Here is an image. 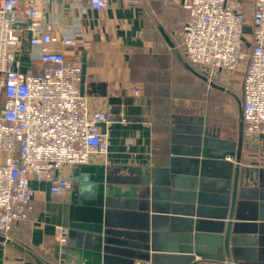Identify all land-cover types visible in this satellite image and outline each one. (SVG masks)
I'll use <instances>...</instances> for the list:
<instances>
[{
	"label": "crops",
	"instance_id": "crops-1",
	"mask_svg": "<svg viewBox=\"0 0 264 264\" xmlns=\"http://www.w3.org/2000/svg\"><path fill=\"white\" fill-rule=\"evenodd\" d=\"M179 3L116 0L83 21L91 40L69 50L67 60L78 57L85 66L90 110L109 115L111 124L101 127L109 137L108 155L87 166L64 167L62 175L72 184L64 195L51 194L47 184H31L32 210L26 221L13 225L9 240L42 263L79 264L62 261L54 249L62 230L68 236L72 219L89 225L102 221L104 232L121 233L108 237L147 246L148 251H136L150 259L172 253L179 234L168 222H151L157 207L192 191L210 200L224 194L226 179L203 167L221 162L235 167L244 71L241 67L231 85L223 86L207 81L183 60L174 49L187 17ZM244 8L251 13L250 2ZM245 30L250 33L249 27ZM21 61L22 72L39 71L36 64L26 65V57ZM88 83L104 84L105 95H88ZM195 138L198 152L191 156ZM204 150L213 156L202 157ZM239 168L264 173V135L244 138ZM257 186L264 188V177ZM68 257L75 259L74 254ZM150 259L145 262L152 264ZM0 264L36 263L19 248L0 243Z\"/></svg>",
	"mask_w": 264,
	"mask_h": 264
},
{
	"label": "built area",
	"instance_id": "built-area-1",
	"mask_svg": "<svg viewBox=\"0 0 264 264\" xmlns=\"http://www.w3.org/2000/svg\"><path fill=\"white\" fill-rule=\"evenodd\" d=\"M112 1L0 0V236L5 239L14 224L29 217L32 183L64 195L72 188L64 167L87 166L108 155L109 137L101 127L111 124L109 115L90 110L80 92L81 61H68L67 53L90 42L83 21ZM245 1L252 4L251 13ZM179 2L187 17L174 49L207 81L223 86L231 85L245 65L240 79L244 138L263 136L264 0ZM23 57L39 71L22 72ZM133 93L138 96L139 90ZM66 245L62 230L54 249L61 256ZM204 263L193 256L190 264Z\"/></svg>",
	"mask_w": 264,
	"mask_h": 264
},
{
	"label": "water",
	"instance_id": "water-1",
	"mask_svg": "<svg viewBox=\"0 0 264 264\" xmlns=\"http://www.w3.org/2000/svg\"><path fill=\"white\" fill-rule=\"evenodd\" d=\"M84 80L85 66L82 65V95ZM239 121L235 167L223 162L215 166L205 163L203 167L205 173L226 179L222 183L224 194L210 200L207 198L210 196L202 193L187 192L182 198L160 204L157 213L150 217L154 225L170 223V230L179 234V241H174L172 253L151 256L150 259L147 253L136 251H148L147 246L108 237L121 233L104 232L100 225L102 221L89 225L72 219L67 236L68 250L61 255V260L71 259L73 263L79 264H135L137 260L145 262L150 259L152 264H190L193 256H199L205 261L204 264H264V188L257 186V181H263L264 173L255 170L244 172L239 168L244 141L241 109ZM198 143L196 138L191 142L193 146ZM197 152L198 148L194 146L188 154L197 156ZM201 154L202 157L212 155L208 150ZM159 172L167 173L166 170ZM195 188L198 186L192 184V189ZM167 197L164 200H168ZM0 243L19 248L32 257L36 264H44L9 239L0 236ZM73 254L74 260L68 257Z\"/></svg>",
	"mask_w": 264,
	"mask_h": 264
},
{
	"label": "trees",
	"instance_id": "trees-1",
	"mask_svg": "<svg viewBox=\"0 0 264 264\" xmlns=\"http://www.w3.org/2000/svg\"><path fill=\"white\" fill-rule=\"evenodd\" d=\"M252 6V4H251ZM88 95H105V85L97 83H88L87 85ZM50 262V261H49ZM51 264V263H50Z\"/></svg>",
	"mask_w": 264,
	"mask_h": 264
},
{
	"label": "rangeland",
	"instance_id": "rangeland-1",
	"mask_svg": "<svg viewBox=\"0 0 264 264\" xmlns=\"http://www.w3.org/2000/svg\"><path fill=\"white\" fill-rule=\"evenodd\" d=\"M244 70H245V65H243L242 68H241V71H242V72H243ZM236 88L238 89V88H239V85H238ZM237 89H236V90H237Z\"/></svg>",
	"mask_w": 264,
	"mask_h": 264
}]
</instances>
